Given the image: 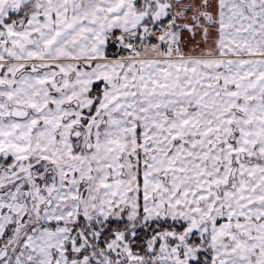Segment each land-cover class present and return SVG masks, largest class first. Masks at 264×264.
Returning a JSON list of instances; mask_svg holds the SVG:
<instances>
[{
  "label": "snow or ice",
  "instance_id": "1",
  "mask_svg": "<svg viewBox=\"0 0 264 264\" xmlns=\"http://www.w3.org/2000/svg\"><path fill=\"white\" fill-rule=\"evenodd\" d=\"M0 264H264V0H0Z\"/></svg>",
  "mask_w": 264,
  "mask_h": 264
}]
</instances>
